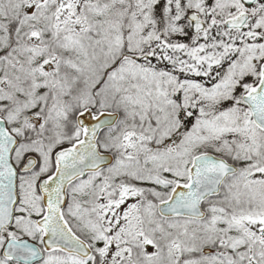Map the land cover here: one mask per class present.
<instances>
[{
	"label": "snow or ice",
	"instance_id": "6c2138e0",
	"mask_svg": "<svg viewBox=\"0 0 264 264\" xmlns=\"http://www.w3.org/2000/svg\"><path fill=\"white\" fill-rule=\"evenodd\" d=\"M0 264H264V0H0Z\"/></svg>",
	"mask_w": 264,
	"mask_h": 264
}]
</instances>
